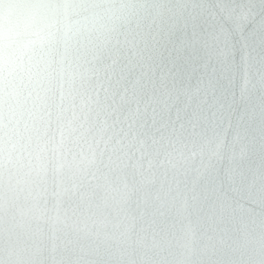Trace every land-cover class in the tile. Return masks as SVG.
<instances>
[{
  "label": "clouds",
  "instance_id": "1",
  "mask_svg": "<svg viewBox=\"0 0 264 264\" xmlns=\"http://www.w3.org/2000/svg\"><path fill=\"white\" fill-rule=\"evenodd\" d=\"M257 47L264 0H0V232L82 237L78 264H264V228L204 242L217 187L264 185V129L225 147L192 123L201 67Z\"/></svg>",
  "mask_w": 264,
  "mask_h": 264
},
{
  "label": "water",
  "instance_id": "2",
  "mask_svg": "<svg viewBox=\"0 0 264 264\" xmlns=\"http://www.w3.org/2000/svg\"><path fill=\"white\" fill-rule=\"evenodd\" d=\"M191 83L204 101L202 110L192 115L195 131L207 128L223 133L225 147L236 135L250 134L259 139L264 129V49L257 47L255 59L247 68L238 57L235 63H209ZM213 199L216 228L204 240L209 246L219 248L233 231L264 228V185L248 174H238L228 190L217 187ZM0 242L38 245L42 264H78L87 258L81 249L88 241L71 233L53 235L48 226H43L41 237L17 226L14 231L0 232Z\"/></svg>",
  "mask_w": 264,
  "mask_h": 264
}]
</instances>
